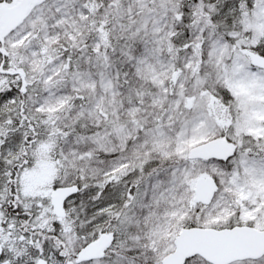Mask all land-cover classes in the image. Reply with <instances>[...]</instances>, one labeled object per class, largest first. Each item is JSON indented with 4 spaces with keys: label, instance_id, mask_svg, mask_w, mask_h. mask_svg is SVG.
Instances as JSON below:
<instances>
[{
    "label": "snow or ice",
    "instance_id": "obj_1",
    "mask_svg": "<svg viewBox=\"0 0 264 264\" xmlns=\"http://www.w3.org/2000/svg\"><path fill=\"white\" fill-rule=\"evenodd\" d=\"M0 264H264V0H0Z\"/></svg>",
    "mask_w": 264,
    "mask_h": 264
}]
</instances>
